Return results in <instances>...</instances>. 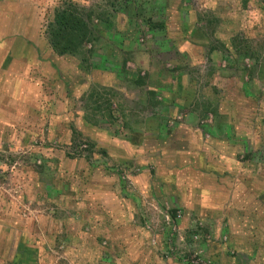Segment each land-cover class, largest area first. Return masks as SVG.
<instances>
[{
	"label": "rangeland",
	"instance_id": "1",
	"mask_svg": "<svg viewBox=\"0 0 264 264\" xmlns=\"http://www.w3.org/2000/svg\"><path fill=\"white\" fill-rule=\"evenodd\" d=\"M18 1L0 0V17L20 34L0 43L15 45L34 73L26 74L27 103L17 96L0 109L18 115L0 126V217L28 230L35 251L62 260V194L86 191L83 179L97 167L128 190L127 173L141 168L126 159L132 171L121 169L96 132L199 149L210 173L241 191L247 212L264 207V0H30L28 17L18 16ZM67 8L88 29L73 53L55 51L48 31L54 11ZM156 202L161 209L148 215L172 218L161 256L191 264L198 249L181 253L171 235L185 207ZM197 216H188L189 226L207 237L210 226L216 238L217 218Z\"/></svg>",
	"mask_w": 264,
	"mask_h": 264
},
{
	"label": "crops",
	"instance_id": "2",
	"mask_svg": "<svg viewBox=\"0 0 264 264\" xmlns=\"http://www.w3.org/2000/svg\"><path fill=\"white\" fill-rule=\"evenodd\" d=\"M15 7L21 17V14L28 15L33 4L30 0H19ZM0 21L3 24L0 38L8 33L20 35L15 29L12 31L11 20L6 22L1 16ZM9 45L8 41L4 46L0 43V109L13 105L17 96L22 103H27L26 74L34 73L24 65L23 58H17L20 52L16 46ZM20 61L21 66L16 63ZM18 82L23 84L17 86ZM8 116L12 119L18 115L12 111L7 113V109L0 110V126L5 125L2 123ZM100 134L96 132L93 139L102 143L105 153L113 162L120 163L121 169L132 171L133 167L125 165L126 159L141 166L138 172L127 173L128 190L111 171L97 167L90 177L83 179L87 180L86 191L62 194V260L53 258L49 249L35 251L28 230L19 223L3 222L0 217V264H115L118 261L122 264H183L161 256L172 220L163 218V224L157 218L158 222L154 220L157 216L148 215L158 211L157 199L172 202L174 207H185L183 216L176 220L177 231L171 234L174 247L181 253L196 248L216 264H264V207L253 209V214L247 212L241 206L244 203L241 191L228 188L222 177L213 176L207 169L209 159L206 160L199 149L186 147L176 151L170 147V138L160 141L145 137L132 144L128 140L100 139ZM148 204L153 205V209H149ZM190 214L200 215L205 223L217 218L218 224L213 230L219 233L216 238L210 226L205 227L209 237L205 236L204 227L189 226ZM220 220L224 221V226ZM146 222L154 224L151 227ZM195 233H198L196 239ZM28 248L30 253L24 255Z\"/></svg>",
	"mask_w": 264,
	"mask_h": 264
},
{
	"label": "trees",
	"instance_id": "3",
	"mask_svg": "<svg viewBox=\"0 0 264 264\" xmlns=\"http://www.w3.org/2000/svg\"><path fill=\"white\" fill-rule=\"evenodd\" d=\"M68 4L74 7L72 3ZM73 10L68 8L55 10L53 20L48 24L52 48L55 51L59 49L61 52L73 53L78 50L85 39L88 32L87 25L84 20L74 14ZM108 112L110 114V109Z\"/></svg>",
	"mask_w": 264,
	"mask_h": 264
},
{
	"label": "built area",
	"instance_id": "4",
	"mask_svg": "<svg viewBox=\"0 0 264 264\" xmlns=\"http://www.w3.org/2000/svg\"><path fill=\"white\" fill-rule=\"evenodd\" d=\"M177 217H179V214L177 213ZM167 220H172L171 216L166 215ZM198 238V235H194V239ZM188 261H190L191 264H216L212 259H209L205 257L201 251H194L189 254Z\"/></svg>",
	"mask_w": 264,
	"mask_h": 264
}]
</instances>
